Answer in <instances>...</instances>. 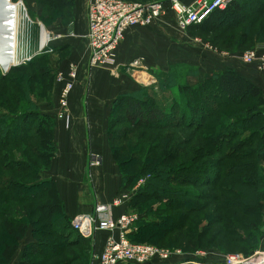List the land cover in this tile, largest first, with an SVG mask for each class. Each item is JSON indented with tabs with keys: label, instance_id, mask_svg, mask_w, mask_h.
I'll return each instance as SVG.
<instances>
[{
	"label": "rangeland",
	"instance_id": "374dc122",
	"mask_svg": "<svg viewBox=\"0 0 264 264\" xmlns=\"http://www.w3.org/2000/svg\"><path fill=\"white\" fill-rule=\"evenodd\" d=\"M84 1L86 4V0H9L8 2L6 0L5 2L4 6L13 7V12L15 9L19 10L21 18L18 21L16 19L17 24L13 27L18 32L17 64L6 59L7 67L3 69L0 66V78L2 77L0 117L9 119L28 111L33 113L32 111L35 110L34 113L46 116L45 118L49 120L47 128L53 131L54 143L51 154L46 147L41 146L35 152L38 138L33 137L23 143L12 145L9 149H17L18 155L10 153L5 160L14 157L22 159L24 163L32 164L37 168L43 178H53L48 175H53L55 164L56 166L61 164L63 171L67 170L64 171V177L67 178L68 175L67 179L74 181L77 174L82 184V193L87 194L91 199L97 198V188L90 184L91 178L89 174L87 175V172L90 173V170L97 165L96 161L93 164L92 157L102 156L104 159L106 156L110 157L109 160L118 173H132V171L137 173L141 166L148 164L146 158L151 153L155 157L161 156L160 150L164 148H160V145H166L167 153L163 156H169L167 164L171 165L167 189L178 190L179 193L173 198L183 208L156 213L165 217L164 230L148 229L138 233L136 226H130L124 231L127 239L134 244L150 245L169 253L171 257L175 253H180L172 260L177 264L185 259L201 264H221L225 257L234 255L246 257L261 250L264 247V192L259 198L256 191L264 190V152L255 149L258 145L257 139L260 137L257 130L264 124V85L254 77H264V74L254 65L242 64L240 57L243 53L261 46L252 47L253 43L250 42L262 41L264 36L262 33L256 38L259 29L264 31V0H239V4L242 5L240 14H234L235 17H230L231 19L229 18L226 23L214 22L215 24L211 26L206 24L204 28L199 29V32L178 30L172 15L167 13L164 18L153 24L155 27H160L163 22L161 39L154 36L155 44L146 43L144 35L147 28H134L139 31L137 34L140 38L139 42L127 46L123 43L119 50L125 46L124 54L115 61L113 68L88 66ZM124 1L151 3L156 0ZM7 10L5 14L8 16ZM247 23H251L249 41L246 42L249 44L238 49L235 40L231 42L232 51L221 50L220 45L226 46L227 38L231 35L238 36L246 28ZM9 28L2 30L3 40L7 37L5 33L8 34ZM41 30L51 39L48 46L42 49L38 47ZM58 48L60 49L56 50ZM38 56L42 57L34 61L31 68L17 74L14 69H9L12 66L26 64ZM135 57L141 60L140 67L131 66ZM223 60L231 64L230 69L239 73L247 82L257 86L261 98L217 106L215 113L210 116L205 115L213 109H206V114L198 121L199 125L187 122L185 115L179 116L178 112L174 113L171 109L173 106L184 105V93L181 88L187 83L194 85L201 81L204 75L216 72L214 67ZM72 67H74L73 77L69 74ZM260 80L264 81V78ZM68 84H72L73 88L69 94L67 108L64 110L59 107V101L62 89ZM216 88V85H213L210 91L208 89L210 94L208 100L211 101L209 107L217 104L216 100L238 98L232 95L233 93H229L231 97L225 95ZM139 91L146 94L147 98H151L163 110L171 112L168 114L170 120L167 124L171 128L165 126L166 128L158 131L134 132L122 123L109 125L120 115L122 106L117 103L118 99ZM199 91L201 96L203 91ZM243 96L245 97L241 96V98H246L247 92H243ZM256 111L262 114L257 116ZM253 112L254 115L246 122L244 119H249ZM89 118L96 121L105 118L106 128L104 127L103 132L97 127L96 135H88L83 140L81 134L83 135L84 125H89L90 129ZM240 120H243V123H240L242 125L240 128L236 127L244 130L240 140L236 139L231 143L225 141L223 137L219 140L218 136L212 135L213 129L219 131L224 129L225 125L238 123ZM249 123H253L252 127ZM254 124H257L256 128ZM72 131H80L81 148L78 147L76 152H63L60 144H64L62 141L67 139L64 135L68 136V132ZM30 132L32 131L28 133ZM60 133L63 135L62 138L57 137ZM108 133L113 140H108ZM242 140L243 143L240 144ZM86 144L90 146L89 149L86 148ZM87 161L89 164L86 165ZM172 169L178 171L173 173ZM154 175L155 172L147 170L137 174L132 188L123 191L127 197V202L123 204L124 212L115 216L112 213L113 207L103 204L107 216L117 220L123 214L135 215L139 219V215L146 213L152 200L147 203L137 202L133 207L129 205V199L137 188L145 186L148 178L151 179ZM12 188L14 186L6 190L5 194L8 197L13 195ZM182 191L185 193H181ZM46 205L41 209L43 217L46 218H43V226L33 227L36 229V237L43 239L46 246L40 250V256L30 259L26 255L23 259L22 250L25 244L34 241L31 227L27 236L19 243L11 261L6 264H88L99 250L96 246L97 237L104 235L106 240L118 232L97 230L93 224L91 241L87 239L84 244H77L75 237L69 236L68 230L61 225L57 204L52 203L51 206L54 208L50 210ZM62 208L66 213L63 202ZM24 215L18 212L16 218L20 219ZM74 217L70 221H73ZM175 218L176 222H171V219ZM1 237L2 235L0 239ZM48 245L53 246L48 247ZM58 247L61 249H57ZM102 249L103 247L99 253ZM56 255L58 257L52 258Z\"/></svg>",
	"mask_w": 264,
	"mask_h": 264
},
{
	"label": "trees",
	"instance_id": "16d2710c",
	"mask_svg": "<svg viewBox=\"0 0 264 264\" xmlns=\"http://www.w3.org/2000/svg\"><path fill=\"white\" fill-rule=\"evenodd\" d=\"M140 3L147 4L149 1ZM241 6L242 5L239 4V0H234L224 10L213 11L205 21L198 25L190 26L187 31L199 32V29L204 28L206 24L211 26L218 22L226 23L230 17H235L234 14L237 15L241 13ZM243 22H246V20H243ZM251 23H247L245 25L246 28L238 36H229L226 41L228 44L224 47L220 45V49L224 51L231 50L233 47L231 42L235 40H237L235 45L238 49H242L245 45L249 44L246 42L249 41ZM262 33H264L263 29H259L256 32V38L257 36H261ZM263 40L264 36L262 41L250 42L254 44L251 46H264ZM211 43L213 44L215 42ZM60 48L56 50H59ZM40 57L42 56L33 58L26 64L12 66L9 69H14L17 74L20 71L22 72L24 69L31 68V65L34 64L33 62L38 60ZM213 85H216V90L223 91L225 95L230 97L234 95L238 96V98H228V100L224 101L216 100L215 103L217 104L209 107L211 101L209 102L208 100L210 98L208 89L210 91ZM199 90L203 91L201 96ZM181 91L184 93V105L176 104V106H173L171 109H173L172 111L174 113L178 112L179 116L185 115L184 117L187 119V122L191 124L197 123L196 125L200 124L198 121L203 115L206 114V109H213V111H211L208 115H205L210 116L211 114L215 113L217 106L222 107L232 102L238 101V103H242L247 99L256 100L261 98V94L257 86L247 82L239 73L230 68L220 69L219 71L204 75L202 80L198 81L194 85H190L188 83L185 84L181 88ZM197 91L199 92L197 93ZM146 92L147 91H144V93ZM243 92H247L246 98H241V96L245 97L243 96ZM229 93L233 94L229 95ZM199 96L200 98H198ZM118 102L120 106H122L121 112L119 113L120 115H118V117H115L117 119H113V123L109 124L110 126L116 123H122L132 129V131L134 130V132L137 130L147 132L148 130H163L169 123L170 118L168 114L171 112H168L169 110H163L157 106L151 98H147L146 94H143L141 91L122 96L118 99L117 103ZM189 107H191V110H189ZM34 111L35 110L32 111L33 113L28 111L9 119H3L0 117V236L2 235L0 239V262L2 264H6L11 261V258L18 249L19 243L27 236L31 227L36 228V226H43V221L46 218L43 217L41 209H44L47 203L50 204L46 205L48 206L46 207L48 210L54 208V206H51L52 203L57 204L61 215V225L64 226L66 230H68L69 236L75 237L74 239L76 240L77 244H84L87 240L81 237L78 232L72 230L70 219L66 216V213L63 212L62 201L58 197L57 189L52 180L46 177L43 178L41 172L37 168H35L32 164L24 163L22 159H17V157H14L12 159L5 160V158H7L10 153H15L16 156L18 155L17 149H9L12 145L23 143L24 141L33 137L38 138L36 141L37 146L35 145V152L39 146L43 148L46 147L50 154L51 148L54 149L53 131L50 128H47L49 120L45 118L46 116H40L34 113ZM254 113L255 112L250 114L248 117L249 119L244 120L248 122ZM256 114L258 116L262 113L260 111H256ZM196 120L197 122H195ZM240 123H243V120H240L238 123H229L228 125H225L224 129L219 131H217V129H213L214 133L212 135L215 137L218 136L217 138L219 140L220 137H223L225 141L234 143L236 139L240 140L242 138V134L244 132L243 129H236V127L240 128L242 125ZM237 124H239V126H235ZM252 124L253 123L250 124V127H252ZM256 125L257 124L253 125L254 128H256ZM167 127L171 128V126ZM30 130L32 132L28 133ZM257 132L260 137L257 139L258 145L255 150L258 152H264V124L259 127ZM254 137L256 136H253V138ZM108 140H113L110 133H108ZM242 143L243 140L240 142V144ZM160 148H164L160 150L161 156L155 157L153 153H151L146 158V160H148V164L141 166L137 173H134L135 171H132V173H119V175L121 174L120 190L124 191L130 190L132 188V184L136 179L137 174L143 173L144 170L155 172V177L153 176L151 179L149 177L146 185L137 188V191H135L132 197H130L131 199H129V205H132L133 207L137 202L147 203L150 200L153 201L150 203L151 205L149 210L146 213L139 215V221L137 220L135 223L136 225H133L136 226V232L138 231V233H143L148 229H157L159 231L164 230L166 226H164L165 217L158 216L156 213L159 211H171L183 208V206H181L179 202L173 198L177 195V193H179L177 192L178 190L175 191L172 189V191H168L167 189L171 165L167 164L169 163V156H163V154L167 153L166 145H160ZM154 149H152V152H154ZM32 150L34 151L33 147ZM112 151H114L113 147ZM21 156L23 155L21 154ZM172 171L174 173L175 171H178V169H172ZM173 180H175V177ZM11 186H14V188H12L14 189V191L12 190L13 195L8 197L5 193L7 192L6 190ZM262 192H264V190L258 189L256 191V194L258 195L257 197L261 198L260 196L262 195ZM181 193L185 192L182 191ZM175 205H177V208H175ZM18 212L25 214L24 217L20 219L16 218V213ZM175 220L176 218L171 219V222L174 223ZM35 228H33L34 231L32 229L34 241L26 243L24 249L22 250L23 259L26 257V255H28L30 259L39 257L40 250L45 244L43 239L40 240L38 237H36ZM58 235L59 234H56V236ZM70 240L69 242H71ZM52 246L53 245H48V247ZM57 249H61V247H58ZM56 257H58V255L53 256L52 258ZM180 264L201 263H190V260L185 259Z\"/></svg>",
	"mask_w": 264,
	"mask_h": 264
},
{
	"label": "built area",
	"instance_id": "2783aa9c",
	"mask_svg": "<svg viewBox=\"0 0 264 264\" xmlns=\"http://www.w3.org/2000/svg\"><path fill=\"white\" fill-rule=\"evenodd\" d=\"M233 1L192 0L185 4L180 0H166L142 4L124 0H86L88 66L113 68L117 50L125 34L131 29L153 25L170 13L176 28L184 32L190 26L205 21L213 11L224 10ZM50 41L49 38L43 48L47 47ZM140 62L141 60L136 58L131 66L140 67ZM240 62L244 65H254L264 74V46L243 53ZM73 68L70 69L71 72L69 71L71 77L74 76ZM71 85L64 86L61 91L59 101L61 109L67 108L69 94L73 88ZM124 199L125 197L115 199L113 205L122 203ZM137 220L138 217L135 215L124 214L113 220L107 216L105 206L96 205L91 213L75 216L70 224L72 229L84 239L90 238L93 226L97 230L118 231L104 241L102 251L92 257L90 264H166L168 262L177 264L172 260L180 253H175L171 257L169 253L150 245L134 244L127 239L124 231L133 226ZM85 229L88 230L87 234L84 232ZM190 263L196 262L190 260ZM221 264H264V247L246 257L240 255L225 257Z\"/></svg>",
	"mask_w": 264,
	"mask_h": 264
},
{
	"label": "crops",
	"instance_id": "0c3cea01",
	"mask_svg": "<svg viewBox=\"0 0 264 264\" xmlns=\"http://www.w3.org/2000/svg\"><path fill=\"white\" fill-rule=\"evenodd\" d=\"M182 3H189L192 0L183 2L182 0H180ZM85 4V1H84ZM86 7V4L84 6V8ZM86 20V19H85ZM85 26H86V22H85ZM161 27H163V22L162 25L160 27H155L154 25H150L148 27H146V33L144 35V40L146 43L149 42V44H155V37L154 36H158L159 39H161V35H162V31H161ZM145 29V28H142ZM86 33V31H85ZM139 33V31L137 29H131L129 31H127V33L125 34L124 40L123 42L120 44L118 50H117V55H116V60H119L120 55L123 56L124 54V50H125V46L127 45H133V44H137L140 40L139 37H137V34ZM134 38V39H133ZM87 41V40H86ZM124 43V47L121 49L122 50V54H120L121 50L120 47L121 45ZM119 53V54H118ZM136 58V57H135ZM222 66V68H221ZM232 68L231 64L228 61H224L219 64V62L217 63V65L214 67L215 71L220 70V69H224V68ZM245 76V75H244ZM256 78V80L261 81L264 85V81L260 80L263 79L264 77L261 76H257L254 77V79ZM258 84L260 87L261 85L259 83ZM120 88V87H119ZM261 89V88H260ZM89 124H90V129L88 128L89 125L87 126V124L84 125V130H83V135L81 134V136L84 138L83 140H85V138L88 137V135L92 136V135H96L97 131L96 128L99 127V130H103L104 132V127L106 128V126H104L106 120L101 119L99 121H96L94 119L89 118ZM69 135L64 137H67V139L63 140L62 142L64 144H60V148L63 150V152H76L77 148H81L80 143H79V138H80V131H72V132H68ZM63 135L57 134L58 138H62ZM86 148L89 149L90 146H88L86 144ZM91 149H90V153H91ZM99 158L98 156L96 157H92L94 158L93 161L95 160L97 162V165L95 167H93L92 170H90V173L87 172V175L89 174V177L91 178V182L90 184H93L94 186H96L95 190L97 192V198H91L89 199V196L87 194H83L82 193V184L81 181H79V177H77L76 174V179L74 181H69L68 175L67 178L64 177V171L67 172V170L62 169V166L60 164V166H56V164L53 167V175H48L49 177H53V178H49L50 180L53 181V183L55 184V187L57 189V193H58V197L59 199L63 202L64 206H65V211H66V215L69 217V219H71L74 216L77 215H81V214H88L91 213V211L94 209V207L96 205H111V207H113V214L116 216V214H121L122 211L124 212V208H123V204H125L127 202V197L126 194H123V191L120 190V175L117 172V169L115 170V168L113 167L112 163L110 162L109 158L110 157H102ZM89 164V162H86ZM94 164V163H93ZM89 167H92L89 165ZM87 169V168H86ZM85 169V171H87ZM54 173L57 175H54ZM86 176V174H85ZM116 195V196H115ZM119 197H125V199L122 201V203H119L118 205H113L115 199L119 198ZM104 235H99L97 237V242H96V246L98 247L97 249H101L103 247L104 244ZM99 250L96 254H99ZM166 264H171V263H166Z\"/></svg>",
	"mask_w": 264,
	"mask_h": 264
},
{
	"label": "bare ground",
	"instance_id": "6f19581e",
	"mask_svg": "<svg viewBox=\"0 0 264 264\" xmlns=\"http://www.w3.org/2000/svg\"><path fill=\"white\" fill-rule=\"evenodd\" d=\"M9 0H7L8 2ZM6 0H1L0 4V66H2V68L4 69L5 67H7V61L6 59H10L12 62L17 64V45H18V32L16 30V28L14 29V24H17V21L21 18L20 17V13L19 10L17 11L15 9V12H13V7L10 6H4L5 5ZM6 9H8V16L5 14L6 13ZM1 12H4L1 14ZM17 12V13H16ZM6 16V17H4ZM17 19V21H16ZM6 27H10L9 28V32H6L8 34L5 33V35L7 36L4 40H3V29H5ZM13 28V29H12ZM12 29V30H11ZM40 38H39V45L38 47L41 49L43 48V46L48 42L49 37L47 36V34L41 30L40 32ZM20 40V39H19ZM39 50V49H38ZM12 66V65H11ZM86 228V227H85Z\"/></svg>",
	"mask_w": 264,
	"mask_h": 264
},
{
	"label": "water",
	"instance_id": "95a60500",
	"mask_svg": "<svg viewBox=\"0 0 264 264\" xmlns=\"http://www.w3.org/2000/svg\"><path fill=\"white\" fill-rule=\"evenodd\" d=\"M0 2H1V0H0ZM0 6H1V4H0ZM0 10H1V9H0ZM84 232L87 234V233H88V230H87V229H85V231H84ZM90 239H91V238H88V240H89V241H91Z\"/></svg>",
	"mask_w": 264,
	"mask_h": 264
}]
</instances>
